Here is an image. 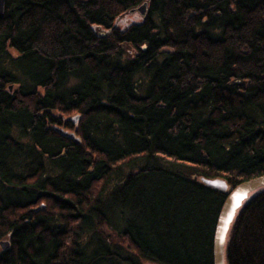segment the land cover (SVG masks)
<instances>
[{"label": "trees", "instance_id": "trees-1", "mask_svg": "<svg viewBox=\"0 0 264 264\" xmlns=\"http://www.w3.org/2000/svg\"><path fill=\"white\" fill-rule=\"evenodd\" d=\"M261 174L264 0H6L0 264H213L200 178ZM224 258L264 264V187Z\"/></svg>", "mask_w": 264, "mask_h": 264}, {"label": "water", "instance_id": "water-1", "mask_svg": "<svg viewBox=\"0 0 264 264\" xmlns=\"http://www.w3.org/2000/svg\"><path fill=\"white\" fill-rule=\"evenodd\" d=\"M5 3L6 0H0V18L4 15ZM144 9L145 4L138 7V10L142 14L144 13ZM74 120H76V117H74ZM68 135L69 137H73V134ZM200 179L206 185L227 193L217 216L213 236V264H225L224 248L230 225L236 213L250 195L264 187V174L244 180L230 190H227V184L222 179ZM7 246V241H0V247L2 249H5Z\"/></svg>", "mask_w": 264, "mask_h": 264}, {"label": "rangeland", "instance_id": "rangeland-1", "mask_svg": "<svg viewBox=\"0 0 264 264\" xmlns=\"http://www.w3.org/2000/svg\"><path fill=\"white\" fill-rule=\"evenodd\" d=\"M118 25L121 26V22H119ZM70 115H72V114H70ZM135 167H137V166H135ZM127 170H128V171H131L132 168H131V167L125 168V171H127ZM133 170H134V169H133Z\"/></svg>", "mask_w": 264, "mask_h": 264}, {"label": "bare ground", "instance_id": "bare-ground-1", "mask_svg": "<svg viewBox=\"0 0 264 264\" xmlns=\"http://www.w3.org/2000/svg\"><path fill=\"white\" fill-rule=\"evenodd\" d=\"M136 13H137V14H140V15H142V16L145 14V13L142 14L138 9H136Z\"/></svg>", "mask_w": 264, "mask_h": 264}, {"label": "flooded vegetation", "instance_id": "flooded-vegetation-1", "mask_svg": "<svg viewBox=\"0 0 264 264\" xmlns=\"http://www.w3.org/2000/svg\"><path fill=\"white\" fill-rule=\"evenodd\" d=\"M8 90H11V88H9Z\"/></svg>", "mask_w": 264, "mask_h": 264}]
</instances>
